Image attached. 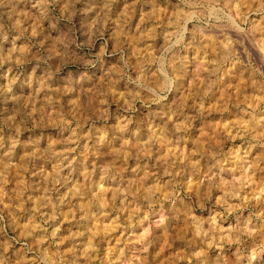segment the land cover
I'll list each match as a JSON object with an SVG mask.
<instances>
[{
    "label": "rangeland",
    "instance_id": "obj_1",
    "mask_svg": "<svg viewBox=\"0 0 264 264\" xmlns=\"http://www.w3.org/2000/svg\"><path fill=\"white\" fill-rule=\"evenodd\" d=\"M0 264H264V0H0Z\"/></svg>",
    "mask_w": 264,
    "mask_h": 264
}]
</instances>
